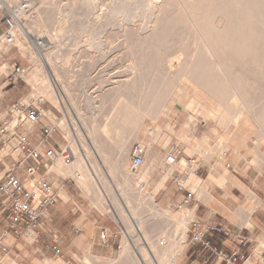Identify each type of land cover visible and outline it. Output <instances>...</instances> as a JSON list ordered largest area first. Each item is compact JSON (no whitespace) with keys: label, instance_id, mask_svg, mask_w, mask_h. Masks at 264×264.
<instances>
[{"label":"rangeland","instance_id":"obj_1","mask_svg":"<svg viewBox=\"0 0 264 264\" xmlns=\"http://www.w3.org/2000/svg\"><path fill=\"white\" fill-rule=\"evenodd\" d=\"M65 1L67 0H36L35 18L27 25L29 26L28 30L31 31V35H37L43 39L45 49L38 51L33 46L31 38L27 35H25V38L27 39L28 46H30V48L40 56L46 53H53L58 49L65 50V52H72L75 50L73 42L66 40V44L65 42H63L64 44L62 43L63 39L66 37L65 33L60 32L59 30L62 23L68 21V19L66 20L67 16H64L66 13L64 10L68 7L64 5L72 2ZM87 1L80 0V3L79 0L74 1L78 12L81 15L83 14V17L81 16V18H83L81 19L82 22H84L83 20L85 19H89L86 17L90 16L89 14L93 9L98 8L96 9L97 11L95 10L97 14L103 13L107 10V6L112 2V0ZM132 1L135 4L133 3L132 5ZM135 1L136 0H130V3L124 6L123 12L125 15L123 17L125 18L123 19H126L125 21H122V18L120 19L121 22L120 20H117L118 24L120 23L118 26L117 23H115L117 21L113 19V22L110 21L111 23L107 26L109 29H104L102 33V40L105 41L104 47L102 48V54L105 55L104 59L102 58V60L100 59L95 63L87 62L92 61L93 58V55L90 54L88 49L82 48L79 52H72V55L74 54L71 64L72 69L70 68L68 77L73 78L76 77V75L79 76L81 72L84 73V71H86V76L91 75L87 77V87L83 89L73 87L70 91L69 97H67V95H65L66 97H62L64 103V108L62 109L56 108L55 106L53 107L44 99L40 102L29 99L25 104L36 105V103H38V106L42 109L45 115V119L40 125L43 123L48 127L56 125L57 130L53 133L52 137L46 140L47 144L48 142H51L52 139L57 140L62 147H56V151L59 153L60 151L65 150L66 147L71 149L73 139L76 138L79 149V157L83 158V156H85L89 163H91L92 160H96L95 162L99 166H96V168H100L102 172V179L99 177H97V179L100 182L101 180L108 182L110 191L107 193L105 190V193L117 194L119 191L117 186L124 181L122 175L112 178L107 174V167L102 163L104 156L98 151V148L92 139L90 141L87 139L90 137L89 132H94L99 145H103V148L106 149L105 138L102 135L103 126L106 124L108 119H111L110 121L116 124V121L119 118L120 114L117 107L119 106L122 97L120 96L119 91H117V88L121 84L130 81L131 77L134 78V74L131 70L133 62L131 53L133 51L136 54L137 51H139V47L135 44L139 39V36L148 35L151 32L149 29V22L161 21L165 26L168 23L179 25V27L175 29L173 34L170 36L171 39H169L166 44L158 47L156 50L158 51V54L155 55L148 77L145 81L136 84L134 87L136 101H139L138 103L140 105L143 103V105L147 107V105L149 106V104H152L154 107L157 105V108H160L161 106L163 107L165 105L169 106L174 104L170 115L161 116L156 121L153 117L147 116L145 113L141 118L140 123L136 128H134V130H124L123 132L120 130H113L112 139L120 147H122L119 153L128 155L129 169L131 165L130 151L132 146L134 144H140L145 147L147 151L143 165L146 166V169L149 168L151 171V179H149L148 186V199L145 198L141 201L133 202L131 210L126 206L127 204L124 198H118L121 208L128 214L137 213L144 219L153 220L151 225H146V229L150 234V238L152 239L151 241L158 245L160 254L162 256L166 255L167 259H171V246L177 242L180 246L182 244L179 259H181L180 264H184L187 258L186 252L188 249V243L190 242L188 235L189 228L186 232L187 234L185 239L183 240L184 244L182 241L175 239V232L182 227L179 222L182 210L186 208L193 209L195 204H192L189 207L184 205V196L186 195L187 188L185 186H180V180H183L185 175H181L177 170H174L171 175H168L172 162L177 161L179 163L182 162L187 164L188 167H190V170L194 171V174H197L199 171V176L204 175V180H208L205 184H208L212 180L221 181L224 184V175L220 178L218 177L219 171L217 170L219 156H222L228 161L225 156L226 153L232 150V153L234 154L235 150H237L238 157L234 155L237 160L233 159V161L230 162V165H234V171L232 172L231 170V172L228 173L229 176L234 175L242 180H246L248 182L257 181V183L264 185V167L259 166V168H257L256 166V162H261L264 159L261 156L264 154V114L257 115L247 113L244 121H241V124L238 127L232 125L229 129L207 122L201 115L193 116L194 121L190 125V128L192 129L194 136L199 139L201 147L204 148L208 155L206 157V162H204V160L198 155L188 154L186 152V148H184V146L177 140L175 135L182 130L183 126L189 122V119L192 116V114L186 110V107L190 105L196 95L192 86L189 84L187 85L185 78L188 69L191 68L197 61H202L204 56L203 54L205 53L202 43V34L193 24L195 19L199 20L200 16L202 17L203 15L201 12H196L194 16L189 14L187 15L184 12L183 3L180 0H159L158 12H155L156 19L151 18L153 20L150 21L149 18L147 19V17H151L148 12V8L142 5L145 3L143 2L145 0H140L141 2L137 0L138 3ZM81 8L83 9L81 10ZM56 10H58V13L55 12ZM48 11L50 12L49 15L46 14ZM84 14H87L86 17H84ZM41 20L43 21V27H37L36 23H39ZM113 23L116 25H113ZM54 37L56 38L55 40L58 41L52 42L51 38ZM123 38L124 40L122 41ZM124 41H127L128 45L124 43ZM120 42L122 44H119ZM67 44L68 47L66 46ZM118 44L123 47H119ZM12 48L14 50L13 53H10L9 55L2 54V58H0V90L2 91V99H0V113L3 115L0 117V171L8 169L15 161L21 158V155L19 154V147L17 146L18 138L16 135L17 133H27L25 131H19L31 125L29 123H25L17 130V132L10 131L8 134H5V136L2 134L4 129L11 126L12 114L10 112L12 108L23 105L22 101H24L31 92L27 79L30 72L34 68L31 56L28 55L23 58L17 51V47L13 46ZM232 53L234 54V52ZM84 65H87L85 69ZM231 65L240 70L241 73L249 79L248 83L251 84V87L248 88L247 93L250 97L246 100L252 101L255 104L256 112L260 113L264 110V65L261 62L254 63L248 59L234 60L233 58L231 59ZM3 66L6 67V70L1 72V68ZM10 69L15 70V72L12 73ZM88 79H91V82ZM84 89L88 91L86 92ZM147 98H149V100ZM227 100L228 98H226L223 102H227ZM143 105H141V108H145ZM67 125H69L70 130L68 139H65L62 133V128ZM209 128H212V131L208 134L210 140L205 141L202 138L206 137L204 132ZM143 132H148V134L144 135ZM157 132L161 135V138L164 136L169 137L170 142L167 148H165L164 144L160 142L151 147V138ZM12 134L15 136L12 137ZM144 136H146V139H144ZM43 138L44 136L42 134V139ZM230 138L232 139L230 144L226 145L225 143H222V145L221 143H217L219 139L224 140ZM8 144H11L10 147L12 148V151L7 149ZM174 147L179 148L181 152V154L178 155L177 160H173V157H171L172 155L168 153V151H172ZM15 151H17V153ZM223 152L224 156L222 154ZM111 155L113 158L110 156V162L117 161L119 159V154L115 151H113ZM192 161L195 163H192ZM252 161L254 162L252 163ZM236 163H239L240 167H237ZM249 163L254 164L255 167L249 165ZM204 164L207 165V167H203ZM165 177H167L165 183L166 188L155 191V185L162 181ZM65 185L67 188V193L64 195L66 206L73 207L77 205L81 207V210L75 211V214H70L63 221H61L60 225L62 227H67L69 223H75L83 220L84 218L92 221L93 219H98L99 215L101 220H108L110 218L111 222L113 221L115 224L119 225L118 231L121 229L124 230L121 239L118 241V245L114 248V252H112L111 255L108 254L106 244H104L105 246H102L104 251L100 250L102 252L99 251L97 254L98 250H96L94 255L89 256L91 264H111L115 259L120 257L125 241L129 243V250L134 256L136 264H140L139 254L141 253V250L147 247V239L143 233L135 229L133 224L130 225V227L126 226L119 218V214H116L114 211L112 213H108L107 211L98 208L95 204L93 205L94 202L92 197L88 196V193L78 185L74 178L68 177L65 181ZM243 190H246L245 193L247 194V188ZM191 192L198 195L197 192L192 190ZM238 200V202L243 201L244 206L247 202H250V197L249 199L243 198ZM108 204L109 206L113 205L112 198H109ZM195 217L196 215L194 218ZM242 217V228L235 226L240 223V221H238V219L240 220L239 216L237 219L232 221L234 226L230 225V231L225 230L222 226L218 227L228 234L217 242L219 249L221 251L229 252L234 248L236 249L237 247H241L242 252L246 253V257L238 264H244L251 258L254 264H264V251L261 254H257L256 252L261 244V240L264 241V236L261 237L259 235L260 232L255 231L254 235H256L255 237L258 236V240H250L247 234V229L250 226L251 216L244 214ZM194 218L191 220H194ZM255 218L256 216L253 221H255ZM152 225L156 228L153 227V229H151L150 226ZM42 227L44 226L42 225ZM39 231L43 232V228ZM126 231H128L127 235ZM6 233H8L7 220L5 216L1 214L0 210V240H3ZM37 233L38 231L36 232V240L34 241H28L26 236L18 237L12 234L14 236L13 243H10L9 252L5 256H0V264H6L5 260L7 258L14 260L17 264H47L48 262L51 263L58 260H62L63 264H83L82 259L85 255L82 248H71L68 245L65 246L63 240H55L53 237H47L46 239L41 235L38 238ZM246 243L247 245L244 247V244ZM55 246H58L61 250L60 255L56 254L54 250ZM210 255L212 254L210 253ZM214 261H216V258L213 256L209 264H213Z\"/></svg>","mask_w":264,"mask_h":264},{"label":"bare ground","instance_id":"obj_2","mask_svg":"<svg viewBox=\"0 0 264 264\" xmlns=\"http://www.w3.org/2000/svg\"><path fill=\"white\" fill-rule=\"evenodd\" d=\"M7 1L9 3H12V0ZM67 1H72L73 3H67L68 6L66 4L64 5L68 7H65L66 10H64L66 11L67 15L66 13L65 15L63 14L65 17L67 16L66 20L68 19V21L62 23L59 28L60 32L65 33L66 37L63 39L62 43L65 42L66 44V40H69V42H73L75 50H71H74L76 52H79V50L81 51L82 48L88 49L90 54L93 55V58L92 61L87 62L95 63L100 59L102 60V58L104 59L105 55L102 54V48L104 47L105 41L102 40V33L105 28L109 29V27L107 28V26L113 19L116 21L120 20L121 18L122 21L126 20L123 19L125 18L123 17L125 15L123 9L125 5L130 3V0H112L111 4L107 6V10L100 14H97L96 12V9L98 8L93 9L89 14L90 16L86 17L87 14H84V17L89 18L88 20H83L84 22H82L81 20L83 19L81 18V16L83 17V14L81 15L76 8V4L74 2L75 0ZM158 1L159 0H145L143 1L145 3L142 2V5L148 8V12L151 15V17L146 16L150 21L153 20L151 18L156 19L155 12H158V4L160 2ZM180 1H182L183 3L184 12L187 15L189 14L194 16L196 12H201L203 15L202 17L200 16L199 20L195 19L193 21V24L200 30L202 34V43L205 53L203 54L204 56L202 61H197L187 71L185 80L187 82V85H191L194 89L196 97H194L190 105L186 107V110L192 114L189 122L185 124L182 130L175 136L177 137V140L184 146V148H186V152L188 154L196 155L199 153L203 157L206 154V151L201 147L199 139L194 136L193 131L190 128V125L194 121L193 116L201 115L207 122H211L229 129V127H231L232 125L238 127L241 124V121H244L245 115L247 113L257 115L264 114V110L261 111L262 113L256 112L255 104L252 101L246 100L250 97L247 93L248 88L251 87V84L248 83L249 79L245 77L240 70L231 65L232 58L234 60L248 59L250 61H253L254 63L261 62L264 65V0ZM135 2H137V0ZM133 3L134 2L132 1V5ZM83 8H81V10ZM49 11L46 12L47 15L50 14ZM57 11L58 10H56L55 12ZM115 23H117L118 26L120 24H118V21ZM115 23H113V25H116ZM149 23V29L151 32L148 35L139 36V39L135 43L139 47V51H137L136 54L133 51L131 53L133 59L131 70L134 74V78L131 77L130 81L121 84L117 88V91H119L120 96L122 97L119 106L117 107V110H119L118 112L120 114L119 118L117 119L116 124L111 122V119H108V121H106V124H104L103 126L102 135L105 138L106 149L103 148V145H99V142H97V138H95L94 132H89L90 137L87 138L89 139V141L92 139V141L96 144L98 151L101 153V155L104 156V160L102 163L107 167V174L112 178H116L118 175H122L124 181L117 186L119 191L117 192V194L105 193V190L107 191V193L110 191L108 182L105 180H101L100 182L97 179V177L101 178L102 172L100 168H96V166H98V164L95 162L96 160H92L91 163H89L85 156H83V158L79 157V149L77 146L76 138L73 139V145H71L72 147L70 146L72 154L74 155L73 162L66 164L61 157H56L54 160V165L50 168V174L56 176V178H74L78 185L88 193V196L92 197L94 202L93 205L95 204L98 208L105 210L108 213H112L114 211L116 214H119V218L126 226L130 227V225L133 224L135 226V229L143 233V235L147 239V247L141 250V253L139 254L140 264H180L181 259H179V257L182 250V244L180 246V244H178L177 242L173 244V246H171V259H167L166 255L162 256L160 254L158 245L151 241L152 239L150 238V234L146 229V225H151L153 220L144 219L137 213L128 214L121 208L120 201L118 200V198H124L127 205L125 203L124 204L132 210L133 202L141 201L147 198L149 195L148 186L149 179H151V171L149 168L146 169L145 165H143L142 169L137 173H133L131 169H129V157L127 154L123 155L119 153L122 147H120L116 142L113 141V130H120L122 132L124 130H134V128H136L140 123L141 118L145 113L147 114V116H151L157 121L161 116L170 115L171 110L174 106V104H171L169 106L165 105L163 107L161 106L160 108H157V105L154 107L152 104H149V106L147 105V107H145L142 103L141 105H143L145 108H141L142 106L138 103L139 101H136V97L134 94L135 85L139 84L140 82L142 83V81H145L154 62L155 55L158 54V51L156 50L158 49V47L166 44L169 39H171L170 36L173 34L175 29L179 27V25L171 23H168L165 26L161 21H153ZM36 26L43 27V21L41 20L39 21V23H36ZM26 28L28 30L29 26L26 25ZM28 31L31 33L30 30ZM55 37L57 38L56 35ZM55 37L51 38L52 42L58 41L55 40ZM123 40L124 38L122 39V41ZM121 42L119 44H122ZM124 43L128 45L127 41H124ZM13 46L17 47V51L20 53L21 57L24 58L28 55L31 56V61L34 64V68L30 72L27 79L28 85L31 88V92L29 96L24 101H22L23 105L29 99H33L38 102L44 99L48 101L53 107L55 106L56 108L62 109L64 108L62 97H64L65 95L69 97L70 91L73 87H77L80 89L87 87V77L91 75L87 74L88 76H86V71H84V73L81 72L79 76L76 75V77L73 78L68 77L74 55H72V52L74 51L65 52V50L58 49L53 53H46L40 56L36 52H34L30 48V46H28L27 39L25 38L23 33H14L12 38L10 39L3 38L0 40V58H2V54L9 55L10 53H13ZM66 46L68 47V44ZM119 47L123 46L119 45ZM232 52H234V54ZM85 67H87V65H84V69ZM5 70L6 67L3 66L1 68V72ZM11 72L14 73L15 70H11ZM85 91L87 92L88 90ZM1 94L2 92L0 90V96ZM226 98H228L227 102H223L226 100ZM147 99L149 100V98ZM12 111H15L14 107L12 108L10 113H12ZM2 116L3 115L0 113V117ZM13 126L14 122L10 126V128L12 129ZM69 130V125L62 128V133L67 139L69 136ZM143 134L146 135L148 134V132H143ZM11 136L14 137L15 135L12 134ZM207 138L209 137H203L202 139L205 141H209L210 139ZM144 139H146V136H144ZM231 140V138L224 140L219 139L217 143H225L227 145L231 143ZM159 142L163 143L164 147L167 148L170 139L167 136L161 138V135L157 132L151 138V147L155 144H158ZM10 145L11 144H8L7 149H10V151H12ZM113 151L119 154V159L117 161L110 162V156H112L111 153ZM15 152L17 153V151ZM168 153L172 155L173 152L168 151ZM222 154H224V152ZM234 155L238 157L237 150H235ZM227 163L228 161L226 159H224L222 156L219 157L218 168H225V170L222 172L223 175L227 174ZM259 166L260 164L257 165V168H259ZM174 170H177L181 175H185L183 180H180L181 185H179L181 187L185 186L190 190L197 192L198 196L200 198L203 197L207 202H215V199H213V197L206 192L207 186H204L200 191L198 190L200 181L197 179L194 171L190 170V167H188L187 164L182 162L179 163L177 161L172 162L168 175H171ZM166 179L167 177H165L162 181L158 182L155 185V191L166 188ZM109 198H112L113 205L109 206ZM195 213L196 208H186L182 210L179 218V222L181 223L182 227L175 232L176 240H180L183 242L187 234L186 232L192 221L191 219L194 218ZM153 227V225L150 226L151 229H153ZM127 234L128 231H126V235ZM25 236L28 241H34L35 233L29 232L26 233ZM263 251L264 241L261 240V244L256 252L257 254H261ZM251 259L244 264H254L253 260ZM5 263L17 264L14 260L9 258L5 260ZM82 263L91 264V259L89 258V256L85 255V257L82 259ZM47 264H63V261L58 260L51 263L48 262ZM111 264H136L135 258L129 250V243L127 241L124 242V247L122 249L120 257L118 259H115Z\"/></svg>","mask_w":264,"mask_h":264},{"label":"built area","instance_id":"obj_3","mask_svg":"<svg viewBox=\"0 0 264 264\" xmlns=\"http://www.w3.org/2000/svg\"><path fill=\"white\" fill-rule=\"evenodd\" d=\"M36 0H0V40L12 38L14 33H23L31 38L33 46L42 51L45 49L44 41L37 35H31L26 25L35 18ZM18 71V70H17ZM20 72V71H19ZM11 129L8 127L2 131L3 136L10 131L17 130L25 123L40 125L45 119L42 109L35 104H25L15 107L12 111ZM11 124V125H12ZM57 130L56 125L43 127L41 140L43 145L52 137ZM19 153L21 158L15 161L8 169L0 171V210L7 220V232L18 237L25 236L26 233H36L42 228L43 219L48 211L56 204L58 195L54 185L49 181L50 168L55 163L56 157H61L66 164L73 161L74 155L69 147L65 150L57 151L48 148L45 151L36 147L27 133H17ZM146 148L140 144H134L130 151L131 171L137 173L144 164ZM173 160H177L181 154L179 148L172 150ZM192 163H195L192 161ZM197 200L192 192H188L184 198V205L195 204ZM190 225L193 231L190 233L192 242L201 246L205 251H209L216 261L222 264H238L244 260L242 248H238L233 253L221 251L211 240L206 238L208 234L221 235L224 231L221 228L208 225L205 232L199 231V223L192 220ZM124 230L111 236L107 232L101 234L102 240H120ZM237 237V236H236ZM238 238V237H237ZM247 245L244 244V247ZM57 255L61 254L58 246L54 247ZM0 251L8 253L9 248L0 240Z\"/></svg>","mask_w":264,"mask_h":264},{"label":"crops","instance_id":"obj_4","mask_svg":"<svg viewBox=\"0 0 264 264\" xmlns=\"http://www.w3.org/2000/svg\"><path fill=\"white\" fill-rule=\"evenodd\" d=\"M2 92V91H1ZM0 99H2V94L0 96ZM46 126V124L42 125H30V127H25L24 129H21L19 132H27L31 139L33 140V143L36 147L39 149H42V151H45L48 148H54L56 150V147L59 146V148H62L60 143L52 139L51 142H48L47 145H43L41 143L42 140V134H43V127ZM211 128H209L208 131H205L206 137H209L208 134L211 132ZM64 135V134H63ZM65 137V135H64ZM65 139H67L65 137ZM207 139H210L207 138ZM58 148V147H57ZM243 153V152H242ZM241 153V154H242ZM199 157H201L204 162L206 161L207 153L202 157L199 153L196 154ZM224 155V154H223ZM243 155V154H242ZM228 159L227 163V174H224L225 176V183L221 181H215L212 180L208 184H205L208 182V180H204V175L199 176V171L197 172L196 177L200 181V185L198 190H202L204 186L206 187V192L210 194L213 199H215V202H207L203 197L199 198L196 193L195 199L197 202L195 203V206L193 208H196V217L194 218V221H197L199 223V231L202 233L205 232V228L208 225L219 227L222 226L225 230H229L230 225L234 226V223L232 222L234 219H237L238 216L240 217V223L235 225L236 227H243V217L242 215L247 214L250 215V226L247 229V234L249 236V239L252 241H257L258 236L255 237L254 235L255 231H259V235L262 237L264 236V185L257 183V181L248 182L246 180H242L237 176H229V172L234 171V165L230 162L233 161V159L236 157L232 153V150L226 153L225 155ZM262 158H264V154L261 155ZM19 157V156H18ZM220 157V156H219ZM252 158V157H248ZM255 161V160H254ZM252 161V163L254 162ZM264 159L261 162H256L260 164V166L264 167ZM238 162V161H237ZM249 163V165L254 166V164ZM207 167V165H203V167ZM237 167H240L239 163H236ZM255 167V166H254ZM225 168H218L217 171H219L218 177H222L223 171ZM49 181L54 185L55 191L58 195V200L56 204L48 211V213L45 215L43 219V232L38 231L37 237L39 238L41 235L44 236L46 239L54 238L55 240H63L65 246H70L71 248H82L84 251V255L86 256H92L94 253L97 254L100 250L104 249L102 246L107 247L108 254H112L114 252V248L118 245L119 240L109 239V240H102L101 234L103 232H107L110 236L112 234L118 233L119 231V225L115 224L113 221L111 222L110 218L108 220H101L98 215V219H93L92 221L83 219L81 221H77L75 223H69L67 227H62L61 221H63L67 216L70 214H75V211L81 210V207L75 205L73 207H68L65 204L64 195H66V185L64 178H56V176L50 174ZM218 182V184H217ZM221 185V186H220ZM223 185V186H222ZM247 188V194L245 193L246 190H243ZM186 195L188 192H191V190H188V187H186ZM250 191V192H249ZM249 192V193H248ZM193 193V192H192ZM250 194V195H249ZM186 195L184 197H186ZM250 197V202H247L243 206V201L238 202V199L248 198ZM210 203V204H209ZM190 204L189 206H191ZM188 206V207H189ZM255 221L254 220V217ZM107 221V222H106ZM252 221V223H251ZM193 231V227L189 225L188 235L190 242L188 243V249L186 252V261L184 264H209L211 261V258H213L212 255H210L209 251H205L201 248V246L194 244L191 239L190 233ZM230 231V230H229ZM236 231V230H235ZM47 235V236H46ZM227 232H224L221 235L216 234H208L206 235V238L211 240L215 246H218V241L221 240L222 237L227 236ZM14 236L11 233H6L2 242L5 244L8 248L10 247V243H13ZM36 240V233L35 238ZM219 247V246H218ZM238 250V247L235 249L230 250L228 253H233ZM102 252V251H100ZM225 252V251H224ZM7 253H3L0 251V256H5ZM107 254V253H105ZM241 254L246 257V253L242 252ZM249 260V259H248ZM247 260V261H248ZM246 261V262H247ZM214 261L213 264H220L219 262Z\"/></svg>","mask_w":264,"mask_h":264}]
</instances>
